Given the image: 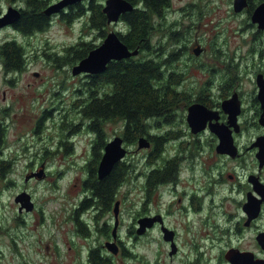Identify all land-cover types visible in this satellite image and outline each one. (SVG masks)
Masks as SVG:
<instances>
[{"label":"flooded vegetation","instance_id":"1","mask_svg":"<svg viewBox=\"0 0 264 264\" xmlns=\"http://www.w3.org/2000/svg\"><path fill=\"white\" fill-rule=\"evenodd\" d=\"M94 1L90 0L89 6ZM128 1L134 6L131 11L138 9L137 3ZM247 2V7L240 12L233 7L234 13H246L245 27L264 33L252 23L251 16L256 7L251 10L249 0ZM193 7V4L191 9L181 7L179 11L190 21L198 20L201 26L199 16L202 14L195 15ZM74 10L76 4L68 6L64 12ZM173 12L172 8L167 14L164 11L157 15L158 21L155 18L147 24L146 36L144 41L141 40L143 43L130 47L139 51L137 55L111 60L107 64V69H114L118 64L151 62L160 75L153 85L161 92L159 109L139 118L136 130L133 128L134 132L130 133L126 116L95 119L104 125L103 129H96L89 123L88 129L94 130L88 151L91 162L79 165L73 159L76 156V128L85 127L83 121L76 124V114L89 101L99 99L105 88L112 95L116 90L113 82L106 78L107 81L96 79L95 74H86L90 86L84 95L81 88L76 89L73 85L76 76L64 77L61 85L45 88L41 98H37L41 101H34L36 98L30 95L31 108H16L12 112L5 109L7 111L3 115L6 117L0 119V154L14 146L18 147L15 152L20 156L42 158L40 162L31 159L26 163L25 174L43 166L46 172L44 181L49 182L53 189L59 191L66 184L68 189L76 186V193L80 194L75 200L70 197V191L63 193L64 201L58 206L60 217L55 221L56 234L62 245L42 244L39 240V245L32 246L34 262L26 260L18 246L17 232L10 231L18 263L94 264L93 255L97 253L111 264H114L116 256H121L123 264H128L134 260L129 257L132 251L121 238L119 227L115 237L112 215L115 203L118 201L121 206L131 195H135L137 201L136 228L133 226L132 231L137 234L135 238L139 242H151L152 245L154 242L153 264H232L227 256L232 251L254 252L256 257L264 259V194L258 191V187L264 190V185L258 183L264 184V165L260 166L257 158L259 148L256 146L264 134V126L260 124L263 112L260 86L257 84V77L264 75V70L256 76L253 107L246 109L244 98L236 88L241 73L237 67L241 59L248 58L250 50L245 55L240 54L238 48L214 37L209 46L211 50L215 47L216 55L208 57V46L200 42L206 31L199 27L193 42L187 43L180 22L168 23L167 19ZM127 14L122 13L116 22L123 40L132 31ZM123 23L126 27H121ZM167 31L169 39L165 42L162 35ZM154 51L157 54L152 56ZM223 67L229 76L226 86L216 79L217 73L224 71ZM34 75L38 76L39 72ZM234 94L242 106L238 125L229 123V115L222 109V102ZM251 110H254L253 117H249ZM190 114L193 115L191 119ZM83 116L88 118L84 111ZM221 124L229 126L237 149L221 151L217 148L221 137L216 129ZM115 137L121 138L122 146L128 152L115 164L125 170L115 186V196L113 191L112 198L106 203L96 194L92 184L112 174L114 167L100 177L99 164L106 145ZM140 138L148 139L149 146L138 148ZM55 157H59L58 160L55 161ZM71 171L79 173L70 179ZM129 179L135 183L131 189L127 185ZM33 180L39 181H30ZM17 184V180L12 179L10 186L16 187ZM37 209L36 206L31 212L17 214L16 224L30 225L31 220L25 217H31ZM42 222H45L43 215ZM167 230L172 232L168 233L169 238L172 237L169 240L165 239ZM76 234L81 237L78 241ZM249 236L250 241L246 240ZM92 238L100 242L99 245L93 246ZM112 242L120 249L116 255L107 246ZM139 248L146 253L144 246ZM173 248L175 252H172ZM83 249L86 250L85 258Z\"/></svg>","mask_w":264,"mask_h":264},{"label":"rangeland","instance_id":"2","mask_svg":"<svg viewBox=\"0 0 264 264\" xmlns=\"http://www.w3.org/2000/svg\"><path fill=\"white\" fill-rule=\"evenodd\" d=\"M47 5L55 0H46ZM99 3L97 0L94 4ZM14 4V3H12ZM23 2H18L17 7H24ZM194 5L192 10L195 15L199 16L201 12L202 19L199 26L198 20L190 21L186 15L180 13L181 7H189ZM9 6L6 0L0 2V8ZM90 2L84 3V6L88 8ZM45 6V7H46ZM173 9V13L167 19L168 23H172L176 20L180 22V29H183V38L187 43L193 42L196 34V30L199 27L206 31L200 37V42L203 45L208 46L207 56L214 57L215 47L209 46V41L214 37L219 38L222 42L227 41L232 48H238L240 54H247L246 60L241 59L240 64V79L236 82V88L241 96L244 98L246 109L253 107V101L255 97L256 89V76L257 73L264 70V33L258 32L253 27H245L247 18L246 13L237 15L233 10L232 0H171L170 6L165 8V14L169 13ZM158 16H153L152 21ZM85 19V18H84ZM82 18H76L71 24L68 20L63 19L60 16H53L49 18V25L45 27V30L39 31L34 36H26L21 30L14 26H7L0 30V44L6 40H16L18 43L25 46L26 52V66L19 71H8L4 68L0 59V119L4 120L6 116L5 109L15 111L16 108L27 107L31 108L30 95L35 97L34 101H41L42 94L45 88L48 86H58L62 84L64 77H72L71 68L75 63H58L55 62L54 56L50 58L47 53H57V56H66L67 47L76 45L81 39L91 41L93 44H98L102 40V35L112 28L113 24H109L110 28H105L104 32L94 30L92 27L84 28ZM194 21V22H193ZM121 27H126L125 23L121 24ZM169 28V26H168ZM158 34L157 31H154ZM161 34V33H160ZM163 40L169 39L168 31L163 36ZM157 54L154 51L152 56ZM207 57V59H208ZM223 67L224 71L217 73L216 79L219 83L226 86L229 76L227 71ZM38 71V76L34 75V72ZM210 74V73H209ZM211 75V74H210ZM89 76L78 75L76 76L75 83L76 89L81 88L85 93L89 91ZM116 91V90H115ZM7 105H10L7 107ZM20 115V114H19ZM254 116V110L250 111L249 117ZM79 121H83L84 128H76V156L73 158L79 165L91 162V155L89 150L91 148V138L94 134L88 129L90 120L83 116V108L80 109V113L76 114V124ZM49 123V122H48ZM104 126V125H103ZM114 127V126H112ZM253 129V128H252ZM10 137H13L12 135ZM113 141V140H112ZM15 145H18L17 143ZM18 147L11 146L0 154V183L2 189L0 192V264H22L18 263L19 259L14 253L12 248L10 231L17 232L18 246L24 253L26 260L34 262L33 247L39 245V240L42 244L49 243L51 245H62L61 239L57 236V222L59 209L58 206L64 201L63 193L70 191L69 195L72 199L78 198L80 194L76 193V186H71L69 189L65 184L61 190H54L51 184L47 181H32L29 184H25L24 176L26 163H29L32 159L33 162L42 161V158H25L15 152ZM4 150V148H1ZM55 161L59 157H55ZM78 167V168H82ZM5 171V172H4ZM55 171V170H54ZM4 172V173H3ZM78 171L70 172V179H73ZM5 174V175H4ZM56 174V173H55ZM16 179L18 184L16 187L10 186V180ZM131 189L135 187L134 181L130 180L127 183ZM25 188L33 195V200L36 202L38 209L33 213L31 217L26 216L25 219H30L31 224L17 225L15 221L16 214L18 213V204L15 202V196L21 189ZM75 194L74 196H72ZM137 211L136 196L131 195L127 202L121 205L119 226L120 236L125 241L126 245L139 254L141 249L139 246H144L146 253H141L143 257L150 258L153 261L154 255V242L153 245L150 242L145 244L139 242L135 237L137 234H129L128 231L132 228L135 221ZM42 215L45 217V222H42ZM113 218V215H112ZM39 220V222H37ZM43 223V224H42ZM1 226H4L1 228ZM39 226V227H35ZM5 227L9 228L8 232H4ZM28 234V237L26 235ZM80 234H76V241L80 239ZM93 239V246L99 245L98 241ZM166 239V238H165ZM250 241V236L246 239ZM153 247V248H152ZM86 250L83 249L82 256L85 258ZM114 264H123L121 256L114 257ZM130 264H134L130 260ZM177 264H182L177 262Z\"/></svg>","mask_w":264,"mask_h":264},{"label":"trees","instance_id":"3","mask_svg":"<svg viewBox=\"0 0 264 264\" xmlns=\"http://www.w3.org/2000/svg\"><path fill=\"white\" fill-rule=\"evenodd\" d=\"M9 4L13 2H23V10L21 16L14 26L21 30L26 36H34L35 33L45 30L49 25V17L44 14L46 0H6ZM102 1V0H99ZM138 4V9L127 14V19L132 26V31L127 37H124V42L131 47L143 43L146 36L147 24L152 20L153 16L162 14L165 8L170 6L171 0H131ZM263 0H249L251 10ZM2 2V0H0ZM146 9V10H145ZM145 10V11H144ZM61 17L68 20L71 24L76 18L84 19V28L92 27L94 30L104 32L106 27V16L102 11V4H92L88 8L84 4L76 3V11L63 13ZM127 39V40H126ZM143 40V41H141ZM94 47L91 41L81 39L76 45L67 47L66 56H57V53H47L48 57L52 58L56 63H77L85 57L88 52ZM25 46L18 43L16 40H6L0 44V59L6 70L15 71L21 70L26 66ZM114 69H106L99 75H94L96 79L111 81L115 84L116 91L112 95L107 88L97 100L89 101L83 109L86 117L92 118L94 127L102 129L103 126L96 120L106 119L107 117H124L129 119L130 132H134L138 125L139 118L147 117L152 113H156L159 109L161 92L154 89L153 82L158 78V69L151 63L129 65L118 64ZM106 78V79H105ZM106 80V81H107ZM102 90V89H101ZM166 94V92H165ZM166 101V100H165ZM125 168L121 165H115L112 174L101 182H93L92 188L96 194L103 198L108 203L116 194L115 186L120 177L123 176ZM5 172V171H4ZM3 172V173H4ZM5 175V174H4ZM115 189V190H114ZM17 215V214H16ZM4 226H1L3 228ZM9 228L5 227L4 232H8ZM134 256V255H133ZM136 257V256H134ZM143 262L142 259H139ZM94 264H111L107 260L101 259L97 253L93 255ZM144 264L146 263L144 260Z\"/></svg>","mask_w":264,"mask_h":264},{"label":"water","instance_id":"4","mask_svg":"<svg viewBox=\"0 0 264 264\" xmlns=\"http://www.w3.org/2000/svg\"><path fill=\"white\" fill-rule=\"evenodd\" d=\"M82 0H60L44 10V13L48 16L60 12L64 7L81 2ZM248 4L247 0H235L234 1V9L236 11H242V9ZM132 5L127 0H107L106 5L104 7V12L108 17V22L111 23L112 21H118L120 15L123 12L132 10ZM0 11V29L4 26L14 24L18 21L21 16L20 10L10 7L8 11L1 15ZM252 21L254 23H258L260 29H264V1L259 4L253 14H252ZM137 51L131 52L128 47L120 40L117 32H110L104 42L92 49L87 57L82 59L79 64L73 67V73L79 74L81 72L87 73H97L101 72L105 69L106 63L112 59H121L123 57L130 56L132 54H136ZM258 83L260 85V92L259 98L261 101V106L263 109L260 123L264 126V79L260 75L258 78ZM223 108L230 113L229 122L236 123L237 116L240 112L239 107V100L236 94L223 102ZM193 115H189V119H191ZM217 133L220 135V143L218 145V149L221 151H230L232 149H236L234 140L232 137V132L228 126L220 125L219 128L216 129ZM122 141L120 138H115L112 142H110L106 147V152L104 157L101 161L99 173L100 177L105 175L106 173L110 172L111 169L114 167L116 162L121 160L125 154L126 150L121 147ZM147 144L146 139L140 140V146ZM256 146L259 147V151L257 153V157L260 161V166L264 165V134L259 138L256 142ZM43 169L40 172H34L26 176V181L33 177L43 178ZM260 185L262 184L260 181L258 182ZM257 185V184H256ZM1 189V187H0ZM258 191L263 195L264 191L258 187ZM264 198V196H263ZM15 201L20 203L19 210L22 212L23 210L31 211L34 208V203L32 201L31 195L24 191L16 196ZM115 216L118 220L119 216V202H116L114 208ZM168 240L169 238L166 237ZM175 249L173 248V251ZM230 259L232 264H264L263 258H255L254 253L252 252H230V255H227Z\"/></svg>","mask_w":264,"mask_h":264}]
</instances>
